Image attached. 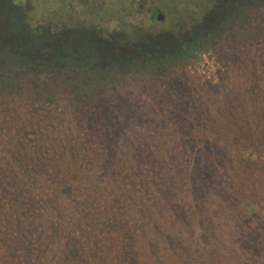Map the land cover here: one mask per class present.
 <instances>
[{
  "label": "trees",
  "instance_id": "16d2710c",
  "mask_svg": "<svg viewBox=\"0 0 264 264\" xmlns=\"http://www.w3.org/2000/svg\"><path fill=\"white\" fill-rule=\"evenodd\" d=\"M3 53L33 71L0 86V264H264V30L216 82L77 103Z\"/></svg>",
  "mask_w": 264,
  "mask_h": 264
},
{
  "label": "rangeland",
  "instance_id": "374dc122",
  "mask_svg": "<svg viewBox=\"0 0 264 264\" xmlns=\"http://www.w3.org/2000/svg\"><path fill=\"white\" fill-rule=\"evenodd\" d=\"M14 1L0 0L3 55L38 60L36 73L49 81L53 94L62 91L69 103L101 92L135 95L144 85H166L180 74L216 82L233 39L254 37L264 30V0H173L162 23L153 22L146 9L130 8L126 0H110L108 10L95 8L92 14L77 13L72 20L57 0ZM19 11L32 32L19 20ZM70 21L65 37L45 41L49 39L44 28L62 32ZM33 33L43 42L29 40ZM20 65L0 60L1 87L14 89L24 75L20 68H27L25 75L33 71ZM249 211L258 214L261 208L252 205Z\"/></svg>",
  "mask_w": 264,
  "mask_h": 264
},
{
  "label": "flooded vegetation",
  "instance_id": "af4514ba",
  "mask_svg": "<svg viewBox=\"0 0 264 264\" xmlns=\"http://www.w3.org/2000/svg\"><path fill=\"white\" fill-rule=\"evenodd\" d=\"M12 3H15L14 0H11ZM58 2H61L63 4V9L67 10L68 13H69V20H72L75 18V15L77 13H80V14H92V10L95 11V8H98L101 10H108L109 9V4L108 2H110V0H57ZM127 3L131 6L130 8L132 9H138V10H143V9H146L147 13H149V17L150 19L153 21V22H158V23H162L166 20V6H174L173 5V0H126ZM37 2H39V0H37ZM41 2V1H40ZM90 2V4L88 3ZM17 8L18 7H22L20 6L21 4H16ZM91 5H94V9L93 7H91ZM83 7V8H81ZM1 8V6H0ZM177 9V8H176ZM20 12V11H19ZM20 15L21 17L19 18L20 21H23V23L27 24L25 21V19L23 18V13L21 14L20 12ZM68 23H71L70 22H67L65 23L63 26H62V32L59 31L58 33H55L53 32L54 30L51 29V28H44V31H43V34H46V36H48V39L49 40H45L46 42L50 43L52 41V37L54 38V41L55 40H59L63 37H65L66 34H63L64 33V30L67 31H70L71 30V26L68 24ZM28 25V24H27ZM29 27V30L31 31V26L28 25ZM52 27V26H51ZM59 25H55V28H58ZM57 31L59 29H56ZM32 32V31H31ZM16 36H19V41L20 42H24L22 40L21 37L22 34H19L18 32H14ZM22 33L24 35L27 36L26 32L25 31H22ZM37 36H39L38 34H31V41L33 42H37L41 39H36ZM39 42H43L42 41H39ZM26 43V42H25ZM32 45V44H31Z\"/></svg>",
  "mask_w": 264,
  "mask_h": 264
}]
</instances>
